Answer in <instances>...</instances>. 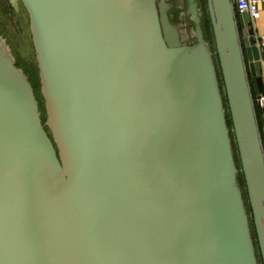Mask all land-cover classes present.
I'll return each instance as SVG.
<instances>
[{"label": "water", "instance_id": "1", "mask_svg": "<svg viewBox=\"0 0 264 264\" xmlns=\"http://www.w3.org/2000/svg\"><path fill=\"white\" fill-rule=\"evenodd\" d=\"M20 1L43 108L0 26V264H259L227 111L264 264L249 15L206 0L213 47L199 0Z\"/></svg>", "mask_w": 264, "mask_h": 264}, {"label": "flooded vegetation", "instance_id": "2", "mask_svg": "<svg viewBox=\"0 0 264 264\" xmlns=\"http://www.w3.org/2000/svg\"><path fill=\"white\" fill-rule=\"evenodd\" d=\"M18 3H19V9H20L21 18H22L23 22H21L18 14L16 13L14 7L12 6L10 0H0V12H2V11L3 12H9L11 14L12 19H13L10 21L11 23L8 24L11 27H9L6 24V22H3L1 20H0V26H1L2 31L4 32L5 36L7 37L8 41L11 43V45L14 49L13 53L17 57L18 66H20L19 65L20 60L31 61L32 56L34 55V49L32 46L31 34H30V30H29L28 14H27L22 2L20 0H18ZM204 9H205L204 0H199V13H200V18H201V27H202L203 31L205 29L204 25L206 22ZM173 12L175 14V20L174 21L180 22L179 15L181 12L180 11L179 12L173 11ZM186 23H187L188 30L192 26L195 28V24H194L192 17H187ZM20 29H21V37L19 34H17V30H20ZM204 35L206 38L209 37L206 35V32H204ZM210 42L212 43L211 40H210Z\"/></svg>", "mask_w": 264, "mask_h": 264}, {"label": "rangeland", "instance_id": "3", "mask_svg": "<svg viewBox=\"0 0 264 264\" xmlns=\"http://www.w3.org/2000/svg\"><path fill=\"white\" fill-rule=\"evenodd\" d=\"M204 6H205V9H204L205 17H206L205 20H207L208 8H207L206 0H204ZM0 17H1L0 20L3 21V22H6L7 25L9 23H11L10 22L11 20H13L12 17H11V14L9 12H3V11L0 12ZM8 26L11 27L10 25H8ZM17 34H19L20 37H21V29L17 30ZM208 34H209V37H210L209 40L212 41L211 44L214 47L213 34H212V31L210 30V28L208 29ZM19 65L21 67H23L25 69L26 73L30 76V80H31V82H32V84H33V86L35 88V91L37 93L38 99L40 100L41 106L43 108V99H42L40 91H39L40 82H39V76H38V67H37V62H36V60L34 58V55L32 56L31 61L20 60ZM222 92H223L222 94L224 96L223 89H222ZM226 119L228 121V128H229V132H230V136H231V140H232L234 159H235L236 167H237V170H238V181L240 183L239 185H242V178H241L242 171H241V168L239 167V155H238V150H237V146H236L235 136L233 135L234 132H233L232 124L230 125V122H229V112L228 111L226 112ZM240 188H241V191H242V195H243L246 211L248 213V217H249V221H250V227H251V230L253 231L252 215H251V213H250V211L248 209V200L246 198L247 197L246 191H245V188H244L243 185ZM253 238H254V236H253ZM254 243H255V247H256V253H257V257H258V262H259V264H262L261 263V259H260V255H259V250H258L257 245H256L255 238H254Z\"/></svg>", "mask_w": 264, "mask_h": 264}, {"label": "built area", "instance_id": "4", "mask_svg": "<svg viewBox=\"0 0 264 264\" xmlns=\"http://www.w3.org/2000/svg\"><path fill=\"white\" fill-rule=\"evenodd\" d=\"M264 2V0H231V3L234 7V10L237 14H248L250 19H257L260 16V10L258 9V3ZM256 45L258 49L264 47V39L255 35ZM262 74L264 79V61L260 59ZM255 105L259 108V110H264V93L258 94L254 98Z\"/></svg>", "mask_w": 264, "mask_h": 264}, {"label": "crops", "instance_id": "5", "mask_svg": "<svg viewBox=\"0 0 264 264\" xmlns=\"http://www.w3.org/2000/svg\"><path fill=\"white\" fill-rule=\"evenodd\" d=\"M258 9L260 10V16L257 19H251L253 23V28L255 30V35H258L259 37L264 39V2L258 3ZM260 59L264 61V47L260 51ZM252 90L255 95V88L252 85ZM258 124L261 127L262 133H261V139L264 147V115L262 114L261 110H259V113L257 115Z\"/></svg>", "mask_w": 264, "mask_h": 264}, {"label": "trees", "instance_id": "6", "mask_svg": "<svg viewBox=\"0 0 264 264\" xmlns=\"http://www.w3.org/2000/svg\"><path fill=\"white\" fill-rule=\"evenodd\" d=\"M204 32H206V35L207 36H209V34H208V29L210 28V30L212 31V27H211V22H210V18H209V15L207 14V20H206V22H205V25H204ZM213 34V33H212ZM208 39L210 38V37H207ZM214 39V38H213ZM216 60H217V58H216ZM220 77H221V74H220ZM223 88V87H222ZM255 96V95H254ZM223 100H224V105H225V108L228 110V104H227V100H226V98H225V95L223 96ZM256 106V105H255ZM256 109H257V115H258V113H259V108L256 106ZM44 117H45V114H44ZM229 122H230V125L232 124V122H231V116H230V113H229ZM227 124H228V121H227ZM258 126H259V130H260V135H261V133H262V130H261V127H260V125L258 124ZM233 128V127H232ZM234 135V134H233ZM230 138H231V136H230ZM239 167L241 168V164H240V159H239ZM241 171H242V169H241ZM241 178H242V185L244 186V188H245V191H246V195H247V190H246V184H245V180H244V176H243V174L241 173ZM240 184V183H239ZM242 185H240V187L242 186ZM247 198V200H248V196L246 197ZM248 209H249V211H250V213H251V209H250V205H249V202H248ZM252 225H253V220H252ZM252 234H253V236H254V238H255V240H256V234H255V229H254V225H253V231H252ZM256 245H257V241H256ZM257 248H258V245H257ZM259 250V249H258ZM260 255V254H259ZM260 259H261V257H260ZM261 263H262V261H261Z\"/></svg>", "mask_w": 264, "mask_h": 264}]
</instances>
